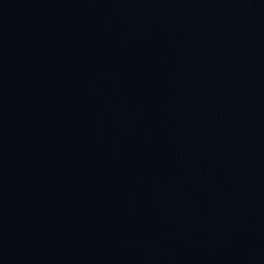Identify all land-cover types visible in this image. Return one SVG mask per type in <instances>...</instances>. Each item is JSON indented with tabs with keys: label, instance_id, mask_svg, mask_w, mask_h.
Instances as JSON below:
<instances>
[{
	"label": "water",
	"instance_id": "95a60500",
	"mask_svg": "<svg viewBox=\"0 0 264 264\" xmlns=\"http://www.w3.org/2000/svg\"><path fill=\"white\" fill-rule=\"evenodd\" d=\"M0 89L34 264H264V0H0Z\"/></svg>",
	"mask_w": 264,
	"mask_h": 264
}]
</instances>
